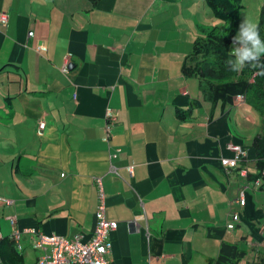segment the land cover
Segmentation results:
<instances>
[{"label":"crops","instance_id":"1","mask_svg":"<svg viewBox=\"0 0 264 264\" xmlns=\"http://www.w3.org/2000/svg\"><path fill=\"white\" fill-rule=\"evenodd\" d=\"M174 1L0 0V240L15 221L20 232L89 241L100 178L105 216L118 224L108 264H264L263 231L254 237L248 223L264 191L242 174L256 173L254 154L231 122L253 99L237 101L236 83L209 99L183 77L201 25L175 29ZM107 111L117 121L105 141ZM232 147L246 158L223 166ZM23 237L16 251L36 264Z\"/></svg>","mask_w":264,"mask_h":264},{"label":"trees","instance_id":"2","mask_svg":"<svg viewBox=\"0 0 264 264\" xmlns=\"http://www.w3.org/2000/svg\"><path fill=\"white\" fill-rule=\"evenodd\" d=\"M86 1L92 7L100 2V0ZM260 1L259 18L256 24L259 27L260 37L264 40V0ZM202 2L210 11L211 16L221 21V25L210 32L200 28V32L203 31L204 35H198L195 38L191 52L184 57L181 66L183 77L197 80L203 96L208 95L209 99H213L220 87L236 83L243 86L245 101L251 93L252 102L256 101L259 105L264 106V70L253 69L249 66H245L240 73L228 70L227 61L231 59L229 56L231 37L237 31V25L241 22V12L245 8L242 0H202ZM262 61H264V57H262ZM190 112V109H179L176 111V115L179 120L184 121L190 117ZM250 146L254 154L256 173L247 174V177L252 183L261 180L257 189L264 191V177L262 176L264 171V133L255 136L250 141ZM0 256L3 264H23V255L16 251L15 243L10 235L0 240Z\"/></svg>","mask_w":264,"mask_h":264},{"label":"built area","instance_id":"3","mask_svg":"<svg viewBox=\"0 0 264 264\" xmlns=\"http://www.w3.org/2000/svg\"><path fill=\"white\" fill-rule=\"evenodd\" d=\"M1 22H6V15H1ZM32 36V33H29ZM40 49V48H39ZM38 49V50H39ZM62 72L67 73V63L64 62L62 66ZM239 102L244 101V97L239 95L236 97ZM116 121V116L111 111H107L106 125L104 128V139L107 141L111 137V130ZM45 129L44 122L39 124V131ZM235 150V155L230 161L228 159H222L223 166H229L230 164H237L246 158V153L241 149L232 147ZM128 172L132 175V167H128ZM246 171H242V174L246 175ZM262 176L264 177V171ZM99 192V205L96 211V227L93 237L87 241L82 242L81 237H75L73 239H67L61 236H45L35 229H25L20 232L14 228L15 221H11L13 228L11 237L15 242L17 250H21V238L25 235L33 237L31 243L32 249L39 253L36 264H108V258L111 254V244L108 240V234L115 231L118 224L114 221H108L105 216V196L102 187V180L95 178ZM261 184V180H256L252 183L253 188L257 189ZM236 204L244 207L245 199L243 194H240L236 201ZM239 218L236 213L230 215V220L227 223L228 230H234ZM264 235V230H263Z\"/></svg>","mask_w":264,"mask_h":264},{"label":"rangeland","instance_id":"4","mask_svg":"<svg viewBox=\"0 0 264 264\" xmlns=\"http://www.w3.org/2000/svg\"><path fill=\"white\" fill-rule=\"evenodd\" d=\"M158 2L161 3V0H158ZM242 3L245 8L241 12V21L243 19H248L254 23H257L261 1L242 0ZM162 8L164 7L162 6ZM170 9L173 11V14H176L181 9V11H179L176 16L177 18H174L175 29L177 26V22H179L178 25L180 28V21L183 19L187 20V22L189 23V27L194 29L195 33H197L196 31L199 28H197V25H201L200 28L204 29L205 31L207 30V32H210V30L215 29L216 27H219L221 25V21L213 18L210 15V11L204 6L202 0H175L174 4L170 6ZM171 23L172 21L167 25L170 26ZM167 25L165 27H167ZM200 28L197 34L204 35L203 31L202 33L200 32ZM249 97H251V93L249 94ZM262 111H264V106L259 105L256 101L251 105H245L244 109H242V107H236L232 110V113L235 114H231L232 125H234V122L237 121L240 129L245 131L242 134L238 133V135H241V137L245 141V147L247 148V150H252L250 146L251 140H249L247 135L251 134L252 139L258 134L264 133V112ZM243 120L249 122L250 125H243ZM249 154L250 156H252V152H250ZM259 193L264 196V192ZM248 223L252 225L251 229L254 231V237L258 236L260 240H262L261 232L264 230V205L259 206V212H257L254 217L249 219ZM242 226L246 230V227L244 225ZM249 238L250 242L254 241V239H252L251 237ZM21 243L23 244L22 241ZM262 243H264V240L262 241ZM245 252H247L248 254L254 253L251 248H249V250ZM262 253L264 254V248L262 249ZM32 255L33 254L28 255L27 259H30Z\"/></svg>","mask_w":264,"mask_h":264},{"label":"clouds","instance_id":"5","mask_svg":"<svg viewBox=\"0 0 264 264\" xmlns=\"http://www.w3.org/2000/svg\"><path fill=\"white\" fill-rule=\"evenodd\" d=\"M32 36H33V33H32ZM229 47H230L229 56L231 57V59L227 61V65H228V70L230 72L240 73L244 70L245 66H249L253 69L259 68V69L264 70V61H262V57H264V40H262L260 37L258 24L248 19H243L237 25V31L235 35L231 37ZM65 61L67 63V68H69L70 64H69L68 55L63 58L62 66L64 65ZM241 96L244 97V95H241ZM114 114L116 116V121H117V114L116 113ZM39 124H38V128H39ZM111 134H112V130H111ZM17 251H21V250H17Z\"/></svg>","mask_w":264,"mask_h":264}]
</instances>
